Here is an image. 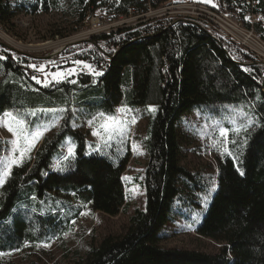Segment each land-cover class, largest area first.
<instances>
[{
    "label": "trees",
    "instance_id": "1",
    "mask_svg": "<svg viewBox=\"0 0 264 264\" xmlns=\"http://www.w3.org/2000/svg\"><path fill=\"white\" fill-rule=\"evenodd\" d=\"M14 2L18 10L46 12L59 0H0V19L12 15ZM99 6L115 15L135 6L146 10L141 0H76L69 34L78 31L87 13ZM78 50L84 52L75 55ZM65 52L102 64L103 75L94 80L85 76L57 88H34L25 74L27 60L0 53L5 57L0 59V114L68 110L33 158L13 167L0 187V253L5 255L23 242L61 240L71 220L90 203L109 215L126 210L120 178L125 161L118 164L89 152L85 134L72 123L76 111L90 119L101 112L113 115L119 105H152L157 111L148 119L144 142L143 209L133 210L122 234L103 237L66 264H264V68L258 60L198 26L171 27L161 19L132 31L120 28L92 36ZM224 104L243 105L261 126L250 131L247 146L230 145L237 159L226 155L218 159L216 189L195 228L198 235L222 246L214 254L161 247L158 233L172 220L174 199L198 185V178L179 163L177 123L195 108ZM66 140L75 146V159L60 161L54 168ZM3 150L0 139V156ZM100 189L104 199H96ZM4 255L0 264H12Z\"/></svg>",
    "mask_w": 264,
    "mask_h": 264
},
{
    "label": "rangeland",
    "instance_id": "2",
    "mask_svg": "<svg viewBox=\"0 0 264 264\" xmlns=\"http://www.w3.org/2000/svg\"><path fill=\"white\" fill-rule=\"evenodd\" d=\"M174 1L202 2V0ZM213 2L217 4V0H213ZM75 6L76 0H59L56 8L49 9L46 12H31L24 9L18 10V5L14 2L11 5L12 15L8 18L0 19V53L10 52L14 57L20 56L27 60L25 74L32 87H44L42 83L37 84L36 80L33 79L35 76L43 80L44 75L29 67V65H45L48 73L71 68L77 69V74L70 76L67 80L60 83L53 82L49 87L44 88H57L61 83L71 84V80L78 82L79 79L85 76L94 80L96 77L87 69H84L83 65L77 66L74 63L76 60L92 65L97 71L103 72L104 67L102 64H97L94 61L75 59L72 57L73 54L65 52L67 47H77L83 41L89 39L85 31L89 27L90 21L83 24L78 31L69 34L76 19L74 16ZM156 6L162 5L157 4ZM151 10L152 12L155 10V12H147L144 20L150 18L153 14L161 12L153 7ZM125 14L115 15L109 11L107 6H99L96 10L88 12L87 15L89 17H98L101 21L108 24L109 21L105 20L107 17L116 19L117 21L120 16ZM131 19L127 21L123 18L119 22L113 23L115 27L111 28L116 30L120 28L135 30L140 28L142 24H145L141 21L142 19H136L134 16H131ZM123 20L125 21L122 22ZM108 28L110 27L107 26L105 30ZM82 52L84 51L78 50L74 54ZM120 107L121 105L116 107L114 114H116L117 109ZM147 108H132L138 110L135 113L138 118L137 123L131 127V131L125 138L122 140L118 138L112 142L111 147L102 149L106 153L104 156L114 160L118 164L125 161L120 178L124 189V203L128 206L126 210L120 209L115 215H109L99 210L96 205L90 203L80 211L77 218L71 220L68 224L67 235H64L61 240L38 245L23 242L5 254L4 258L9 259L12 264L71 263L76 258V252L83 253L87 246L97 244L103 237L109 235L118 236L126 230L128 216L135 208L143 209L144 207L145 194L141 185L147 162L144 142L147 138L148 119L152 114L147 111ZM50 109H60V107L38 108L23 112L19 116L28 120L30 125L35 128L49 122L52 115L48 112ZM232 109H236L237 112L242 110L256 120L255 115L250 110L245 109L243 105L224 104L218 108L204 106L195 108L183 114L178 121L179 163L198 178V185L196 189H184L183 193L174 199L172 220L168 221L158 233L159 239L157 244L159 246L195 250L208 254L217 253L222 246V244L198 235L195 232V228L200 222L204 209L216 189L217 161L223 156L220 151L211 147L212 140L217 138L215 126L220 123L223 126L231 127L229 121L231 119H239L237 112L231 111ZM31 112H36L37 115L35 117L29 115ZM2 115L0 114V116ZM92 118L84 119L76 111L72 123L75 130H79L85 134L89 152L95 151L98 143L97 137L92 135L93 129L88 124V121ZM57 128H52L46 132L44 137L56 131ZM202 134L203 138H201ZM43 138L39 140L32 150L31 159ZM0 139L4 144L2 156H5L7 155L5 149H10L11 147L5 141L11 139V134L6 129L0 128ZM236 139L238 143L235 145L239 146V140L242 137H236ZM70 144L71 142L66 140L62 147V155L55 161L54 168H57L58 163L63 161V157L67 154V148ZM133 144L140 145V151L143 152L142 155L137 154L133 150ZM230 145L234 144H229V149ZM96 195V199L105 198L103 189H100ZM85 212H90V214L81 215V213ZM73 221H75V224H73ZM44 245L50 246L45 247Z\"/></svg>",
    "mask_w": 264,
    "mask_h": 264
},
{
    "label": "snow or ice",
    "instance_id": "3",
    "mask_svg": "<svg viewBox=\"0 0 264 264\" xmlns=\"http://www.w3.org/2000/svg\"><path fill=\"white\" fill-rule=\"evenodd\" d=\"M202 2L210 3L213 7L217 6L213 0H202ZM245 19L248 18L245 17ZM4 58L5 57H0V59ZM74 63L77 66L83 65V68L87 69L95 77L103 75L101 71H97L92 65L84 63L83 61L76 60ZM29 67L44 75L43 80L35 76L33 77L37 84L42 83L44 87H49L53 82L60 83L67 80L70 76L77 74L76 68L57 70L48 73L45 65H29ZM246 71L248 70L246 69ZM70 82L76 83L75 80H71ZM67 111L68 110L64 108L48 110V112L52 114L49 122L36 126L35 128L30 125L28 120L19 116V114L5 112L0 116V128L6 129L11 134V139L5 141V143L11 147L10 149H5L7 155L0 156V187H2L11 176L13 167H22L27 160L31 159V152L36 144L44 137L46 132L59 126L60 121L64 119L63 114ZM147 111L154 114L157 111V108L149 105ZM231 111L237 112L236 109H232ZM136 112H138V110L123 105L117 109V112L114 115H108L101 112L89 120V127L93 129L92 135L96 136L98 139L95 151L104 155L106 153L102 151L103 148L111 147L112 142L118 138L121 140L125 138L131 131V127L137 123L138 118L135 114ZM29 115L35 117L37 113L31 112ZM237 115L239 119H231L229 121L231 127L223 126V124L220 123L215 126L217 138L213 139L211 143V147L220 151L221 155L230 156L234 159H237V157L233 156V152L229 149L228 145L237 144L238 141L236 137H242V139L239 140V146L241 148L247 146L251 134L250 130L253 129L254 126H261L255 119H253V117L242 110L238 111ZM201 138H203V134ZM133 150L136 151L137 154H143V152L140 151V145L133 144ZM75 156V146L70 144L67 148V154L63 157V161L73 160L75 159ZM237 170L240 171V175H244L243 171L239 168ZM88 214H90V212L81 213V215ZM73 224H75V221H73ZM65 235H67V233ZM44 246L48 247L50 245ZM0 255L4 254L0 253Z\"/></svg>",
    "mask_w": 264,
    "mask_h": 264
},
{
    "label": "built area",
    "instance_id": "4",
    "mask_svg": "<svg viewBox=\"0 0 264 264\" xmlns=\"http://www.w3.org/2000/svg\"><path fill=\"white\" fill-rule=\"evenodd\" d=\"M141 1L145 2L146 10L142 7H130L127 13L120 16L117 21L107 17L105 20L109 21L108 24L98 17L86 15L83 24L90 21V25L85 31L87 37L114 32L116 29L111 28L115 27L113 23L119 22L123 18L128 21L131 16L142 19L141 21L145 24L141 26L150 25L154 23L155 19H161L171 27L178 23L191 24L203 29L211 37L245 50L264 67V0H217L216 7L199 1ZM157 4L162 6L155 7ZM152 7L161 12L144 20L145 14L152 12ZM154 12L155 10L152 13ZM107 26L110 28L105 30Z\"/></svg>",
    "mask_w": 264,
    "mask_h": 264
},
{
    "label": "water",
    "instance_id": "5",
    "mask_svg": "<svg viewBox=\"0 0 264 264\" xmlns=\"http://www.w3.org/2000/svg\"><path fill=\"white\" fill-rule=\"evenodd\" d=\"M262 90L264 92V79H263V83H262Z\"/></svg>",
    "mask_w": 264,
    "mask_h": 264
},
{
    "label": "bare ground",
    "instance_id": "6",
    "mask_svg": "<svg viewBox=\"0 0 264 264\" xmlns=\"http://www.w3.org/2000/svg\"><path fill=\"white\" fill-rule=\"evenodd\" d=\"M259 63V62H258ZM260 65V64H259ZM263 67V66H262ZM264 68V67H263Z\"/></svg>",
    "mask_w": 264,
    "mask_h": 264
}]
</instances>
